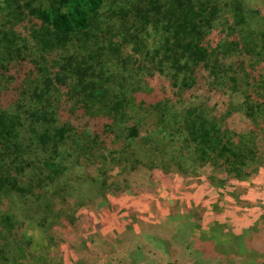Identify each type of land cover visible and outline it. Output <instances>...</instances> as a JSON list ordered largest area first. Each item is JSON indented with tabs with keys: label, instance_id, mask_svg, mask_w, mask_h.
<instances>
[{
	"label": "trees",
	"instance_id": "16d2710c",
	"mask_svg": "<svg viewBox=\"0 0 264 264\" xmlns=\"http://www.w3.org/2000/svg\"><path fill=\"white\" fill-rule=\"evenodd\" d=\"M17 1L0 0V12L12 15ZM258 2H24L41 29L45 64L38 82L15 97L9 77L0 89V241L3 231L22 235L19 206L48 195L67 190L73 203L92 196L86 203L96 208L108 192L151 193L166 169L145 157L147 143L155 152L165 148L169 170L182 176L206 165L214 178L251 176L264 163V0ZM162 133L172 136L169 143L158 139ZM92 166L121 174L112 181L84 175ZM90 179L93 187L83 186Z\"/></svg>",
	"mask_w": 264,
	"mask_h": 264
},
{
	"label": "rangeland",
	"instance_id": "374dc122",
	"mask_svg": "<svg viewBox=\"0 0 264 264\" xmlns=\"http://www.w3.org/2000/svg\"><path fill=\"white\" fill-rule=\"evenodd\" d=\"M26 1L46 0H18L12 15L7 8L0 12V89L10 78L12 97L36 84L45 64L44 40L36 38L41 29L26 16ZM235 122L245 125L238 117ZM162 138L169 143L172 136L162 133ZM146 147L145 157L166 169L157 172L151 193L108 192L106 203L95 208L87 205L92 196L73 203L64 188L61 196L21 205L22 235L2 232L0 264H264V163L245 179L225 173L214 178L208 165L182 176L169 170L165 148ZM110 173L95 166L83 169L84 175L111 181L121 174ZM75 178L72 174L69 182ZM92 179L83 186H92ZM38 215H44L38 223L26 220Z\"/></svg>",
	"mask_w": 264,
	"mask_h": 264
}]
</instances>
